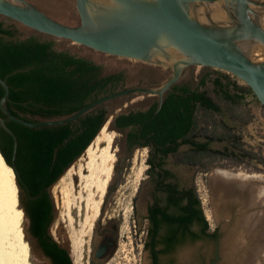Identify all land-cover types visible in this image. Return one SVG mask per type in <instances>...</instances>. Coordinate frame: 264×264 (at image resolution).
Wrapping results in <instances>:
<instances>
[{
    "label": "trees",
    "instance_id": "1",
    "mask_svg": "<svg viewBox=\"0 0 264 264\" xmlns=\"http://www.w3.org/2000/svg\"><path fill=\"white\" fill-rule=\"evenodd\" d=\"M17 32L0 18V76L8 75L9 100L20 111L35 113L31 106L39 105L40 111L46 107L42 113L44 119L64 117L125 88L123 70L104 73L103 64L68 50H59L54 40L35 36L21 39ZM216 71L218 74L214 77L203 75L196 85L176 82L164 94L159 110V98H156L145 109L121 112L113 119L118 129H128L127 142L131 147L149 148L148 161L156 171V190L162 196L154 194L148 206L145 241L153 264H158L159 253L169 251L186 237L196 240L217 235V231H209V220L197 188L179 184L175 173L165 166L168 157L173 156L177 164L198 166L205 171L219 166L264 172L263 150L242 140L224 119L249 123L254 118L250 100L257 101L263 110L264 105L240 78ZM209 81L212 86L208 85ZM3 92L1 88L0 95ZM107 113L103 103L77 121L38 127L12 124L18 140L16 161L27 195L25 211L30 218V232L53 264H73V261L68 249L50 232L54 204L43 188L56 183L83 154L100 132ZM14 114L20 116L19 112ZM1 131H4L2 127L0 154L13 165L14 139L9 136L10 147L5 150ZM215 141L228 145L212 147ZM53 164L58 166L55 175L49 178ZM161 243L165 247L157 249Z\"/></svg>",
    "mask_w": 264,
    "mask_h": 264
},
{
    "label": "rangeland",
    "instance_id": "2",
    "mask_svg": "<svg viewBox=\"0 0 264 264\" xmlns=\"http://www.w3.org/2000/svg\"><path fill=\"white\" fill-rule=\"evenodd\" d=\"M27 1L62 22L71 25L80 23L76 0ZM198 7L200 6L196 5L195 9ZM2 20L6 26H13L17 29L18 38L23 39L35 36L40 39H51L54 40L55 47L59 50H68L76 55L85 56L103 64L104 73L123 70L126 76L125 88L134 86L157 87L173 75V68L171 66L109 54L70 39L55 37L37 31L8 17H2ZM232 23L235 22L229 19L228 24L231 25ZM216 70L221 69L203 65H189L181 70L177 82L196 85L205 74H209L210 77L216 76L218 74ZM221 72L227 71L222 70ZM208 85L212 86V83L209 81ZM156 98H159V96L139 93L110 100L105 103V108L112 114L145 109ZM249 105L254 114L253 120L249 123H241L228 117H224V119L232 126L234 132L242 140L264 152V110L255 100L251 99ZM218 117L220 118L221 116L218 115ZM113 118L114 115L109 118L108 129L116 133L111 144V149H114L116 160L113 162L114 167L112 168L105 192L102 193L101 186L96 184L90 192L81 191L80 193L82 194H79V187L72 188L69 183H62L59 180L62 176L50 189V195L54 204V218L50 226V232L63 247L68 249L73 264H89L94 248L100 239L99 230L102 226L111 223H116L118 226L117 248L112 256L102 260L100 264H149L151 260L150 252L145 246L148 227V206L154 200V194L162 196L161 192L156 190V171L152 170L148 161V158L151 156L149 148L142 146L131 147L127 142L128 129L117 130L113 128ZM227 145V142L215 141L211 143V146L215 148H224ZM165 166L175 173L176 180L181 186L194 185L197 188L203 201L204 211L209 220L210 228H220L219 250L221 258L217 264H227L225 262V250L228 244L226 238L229 240V243L235 241L236 237L240 234V232H237L238 225L240 227L243 225V229L246 228L245 220L247 217H251L250 215H252L250 220L258 221L257 216L259 219L261 217V220L262 218L264 220V198L257 199L256 203H252L248 197L253 188L257 189L258 193L260 190L263 192L264 172L249 170L245 167L232 169L219 166H212L208 171H205L198 166L177 164L173 156L166 159ZM216 168L227 169L234 173L252 174L248 178L247 185L251 182L254 186L250 184L247 187V185L240 184L239 181H212V172ZM2 179L4 180V178ZM105 179L106 174H103L101 181L103 182ZM251 179L252 181H250ZM3 184L4 186L6 185L5 180ZM16 185L18 188L20 211L25 219L24 229L28 234L30 261L32 264H53L51 258L44 254L38 240L30 232V218L27 212L22 209V207L26 208L27 195L24 190L19 188L17 182ZM56 185H58L59 190L63 189L65 193L60 192L58 189L54 191ZM1 190L2 188H0V213H2L0 214V219H3L0 222H3L4 219L7 221L6 218H8L9 199L6 198L7 193L4 194L6 195L5 198H1L3 192ZM238 196L244 198V201H241L240 204L238 200H235ZM262 196L264 197V192ZM97 204L99 206V213L98 216H95ZM4 213L7 215H4ZM11 236L12 234L9 233L5 238L7 247H9L8 242ZM202 246L204 247V251L211 252L214 249L211 243L198 242L191 246V250L193 252L201 250ZM251 264H264V249L260 251L258 259Z\"/></svg>",
    "mask_w": 264,
    "mask_h": 264
},
{
    "label": "water",
    "instance_id": "3",
    "mask_svg": "<svg viewBox=\"0 0 264 264\" xmlns=\"http://www.w3.org/2000/svg\"><path fill=\"white\" fill-rule=\"evenodd\" d=\"M214 1L76 0L80 23L71 25L50 16L27 0H0L1 19L8 17L37 31L109 54L173 68V75L160 86L124 88L102 96L70 115L38 121L17 117L6 108L5 100L10 93L6 82L8 75L5 78L0 76V84L5 90L1 105L8 114V117L0 119V124L14 139L12 161L16 158L18 140L6 121L15 120L30 127L68 123L77 121L88 111L110 100L139 93L158 95L159 110L164 94L178 81L181 70L189 65L209 66L234 74L253 89L264 105V62H255L249 55V49L255 43L264 44V27L259 22L264 0H222L230 20L235 22L231 25L217 22L209 15L208 23H204L197 15L191 14L196 5ZM251 4L262 8L255 11ZM113 115L115 118L118 113H107L102 127ZM113 128L121 130L114 123ZM10 166L19 184L15 167Z\"/></svg>",
    "mask_w": 264,
    "mask_h": 264
},
{
    "label": "bare ground",
    "instance_id": "4",
    "mask_svg": "<svg viewBox=\"0 0 264 264\" xmlns=\"http://www.w3.org/2000/svg\"><path fill=\"white\" fill-rule=\"evenodd\" d=\"M250 6L255 11L261 10L260 9L261 6L259 5L251 4ZM191 14L194 16L197 15L199 20L204 23H208L209 21L208 15L210 18L216 20L217 22L225 23L228 22V20L230 19L228 10L226 9V6L224 5V2L222 0H216L214 2L204 3L197 9L192 8ZM259 22L264 27V11H262V15L260 17ZM249 55L255 62H264V44L259 42L255 43L249 49ZM108 124L109 121L101 128L100 132L96 135L93 141L85 149L83 154L80 157H78L66 169L65 173L62 175V178L59 179L62 183L64 182L69 183V185L72 188H75L76 186L79 187L80 189L79 194H82L80 193L81 191L90 192L92 187L96 184H98V186H101L102 193L105 192L107 182L109 180V177L111 176L112 168L114 167L113 162L114 160H116L115 153L113 151L114 149L113 150L111 149L112 140L116 133L108 129ZM103 174L104 175L106 174V179L102 182L101 176ZM2 175L3 177H1ZM251 175L252 174H245V173L243 174L242 172L234 173L227 169L216 168L212 172V181H218V180L229 181V182L239 181L240 184L245 186L247 185L249 181L248 178ZM0 177H1L0 188H2L3 190L1 198H5V196L7 195L6 198L9 199L8 212H7L8 218H6L7 221H5L4 219L3 222L2 221L0 222V264H32L29 258L30 247L28 242V234L24 229L25 219L22 216V212L20 211L18 188L15 181L16 175L13 168L5 161V159L2 157L1 154H0ZM2 178H4L5 180L6 187L3 184L4 180ZM250 181H252V179ZM251 186L254 185L251 184ZM54 189H55L54 191H56V189H58V185H56ZM59 191L65 193L63 189ZM263 192H261L260 190L258 193L257 189L253 188L251 190V194H249L248 197L252 201V203H256L257 199L264 198L262 196ZM5 213L4 215H7ZM98 213H99V206L97 204L95 216H98ZM250 216L251 217H247V218L244 217L246 218L245 220L246 222L245 221L243 222H245L246 228L243 229L242 228L243 225L241 227L240 225H238L237 232L238 233L240 232V234L236 237L237 240L235 239V241L229 243V240L226 238L227 240L226 242L228 244L226 245L227 249L225 250V256H226L225 262L227 264H251L258 259V257L260 256V251L264 249V225H263L264 220L263 218L261 220V217L259 219V217L257 216L258 221L256 220L253 221L250 220V218H252V215ZM8 232L12 234L11 239L8 242L9 247H7L5 244V238L7 234H9Z\"/></svg>",
    "mask_w": 264,
    "mask_h": 264
},
{
    "label": "flooded vegetation",
    "instance_id": "5",
    "mask_svg": "<svg viewBox=\"0 0 264 264\" xmlns=\"http://www.w3.org/2000/svg\"><path fill=\"white\" fill-rule=\"evenodd\" d=\"M260 15H261V12H260ZM6 82H7V78H6ZM8 86H9V89H11L9 84ZM1 88L3 89L4 92L3 94L0 95V119L8 117V114L3 110L2 105H1V100L5 94V90H4V87L0 84V89ZM5 106L13 114L14 112H19L20 116H17V115L16 116L22 119L28 118V119H31V121H38V120L44 119L42 116V113L44 111L43 109L46 108L45 106L43 109H41V111L39 110V107H40L39 105H36L35 107L31 106V108H33L35 113H31L30 110L23 112L19 110V108L15 105L14 102L9 100V96L5 100ZM6 124L12 130V124H22V123L15 121V120H8L6 121ZM0 127H2L1 124H0ZM2 128L4 129V131L3 132L1 131V143H2V146L5 148V150H8L10 147V137L9 136H12V135L4 127ZM16 158L14 159V162L12 161V164L14 165L16 173L19 176L18 178V182H20L19 185L21 189L24 190L23 188L24 182L22 180L21 172L17 164ZM12 160H13V157H12ZM57 166L53 164V167L51 168L48 174L49 178L55 175V169ZM54 184L55 183L53 182L49 185H46L43 188V191L46 192L48 195H50V189L54 186ZM237 198L235 200H238L239 204L241 201L242 202L244 201V198H242L241 196H238ZM148 223H149V219H148ZM117 231H118V226L116 223H111V224L101 227V229L99 230L100 239L94 248L93 255H92L91 260L89 261V264H100L102 260H105L109 258L110 256H112L113 252L117 248ZM209 231H217L216 237H213V236L212 237L211 236L210 237H200L196 240H193L191 237H186L183 240L176 242L169 251L159 253L158 264H217L221 258L220 250H219V246H220L219 239L221 237L220 228H215V229L210 228ZM198 242H202L206 244L211 243L214 249L211 252H208V251H204L203 250L204 247L202 246L201 250L199 249L193 252L191 250V246L194 243H198ZM164 247H165V244L161 243L157 246V249H161ZM148 250L151 255L150 249ZM149 264H153L152 257H151Z\"/></svg>",
    "mask_w": 264,
    "mask_h": 264
}]
</instances>
